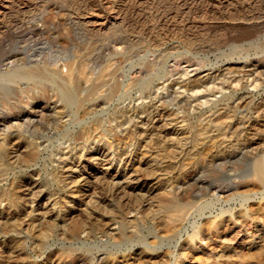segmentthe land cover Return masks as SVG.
<instances>
[{
    "label": "rangeland",
    "instance_id": "rangeland-1",
    "mask_svg": "<svg viewBox=\"0 0 264 264\" xmlns=\"http://www.w3.org/2000/svg\"><path fill=\"white\" fill-rule=\"evenodd\" d=\"M243 43L247 50L237 49L230 60L217 57L227 44ZM70 59L83 61L84 75L91 76L79 91L89 111H78L77 119L62 102L36 99L38 88L53 93L51 79L16 76L29 67L64 71ZM102 68L115 78L97 79ZM259 69L264 0H0V75H6L0 78V142L10 148L0 153V264H264V183L248 172L254 159L264 158V126L226 166L214 158L227 151L201 146L196 135L207 116L227 109H211L229 93L223 82L237 101L245 93V106L230 122L242 118L247 126L264 117ZM182 70L188 75L180 78ZM182 80L193 85L183 87ZM92 83L102 85L89 95ZM16 87L25 90L26 103ZM146 104L152 111L127 119L115 113ZM95 118L112 130L94 132ZM83 124L94 135L73 140ZM62 130L68 139L59 136ZM193 145L196 155L189 152ZM221 180L225 188L217 193ZM169 201L185 205L184 212L165 209Z\"/></svg>",
    "mask_w": 264,
    "mask_h": 264
},
{
    "label": "bare ground",
    "instance_id": "bare-ground-1",
    "mask_svg": "<svg viewBox=\"0 0 264 264\" xmlns=\"http://www.w3.org/2000/svg\"><path fill=\"white\" fill-rule=\"evenodd\" d=\"M235 40V39H234ZM233 40V41H234ZM240 40H242V39H240ZM238 41V40H237ZM234 43V42H233ZM245 44H248V43H243V44H227L226 46V53H224L223 54V57H222V55L221 56H217V57H220V58H224L225 60H230L231 58H232V55L233 54H235V53H237V49H241L243 46H245ZM252 44V43H251ZM250 47V46H249ZM243 49H245V50H247L246 48H244L243 47ZM205 52V51H204ZM220 52H222V51H220ZM240 52V51H239ZM76 58H78V57H76ZM80 58V57H79ZM219 58V59H220ZM81 59L82 58H80V61H81ZM71 60V59H70ZM75 60H78V59H75ZM73 61V60H71V61H67V60H65L66 62H63L62 63V67L64 68V71H63V69H61L62 67H61V65H60V69L61 70H59V68H58V70L60 71V73H59V71L57 70V71H50L49 69V71L48 72H44L43 70H36L37 68L35 67V69L34 70H31V68L33 69L34 67H29L30 69H27L26 71H22V72H18L17 70V72H18V74L16 75V76H18V78L20 77V78H22L23 76H26L27 78L28 77H30L31 79L32 78H43V79H51L52 81H53V83H54V87H53V93H49L48 95H46V94H44V91H42V89L44 88V87H42L41 89H37L38 91L40 90V92H39V95L37 96L38 98H36V96H33L34 98H36V99H39L40 97V99H42V100H49V101H51L52 103H55V102H62L63 103V107L65 108V109H68V111H69V113H70V116H72V118H76V115H77V113H78V111H81L82 113H87L88 111H89V109L88 108H85V106H86V97L85 96H82L83 95V93L85 92V91H83V88L81 87L82 86V84L84 83V80H86V81H89L90 80V78H91V76H90V78H89V73H87V74H89V75H87L88 77H86V75H84V72L86 71H82V69L84 68L85 69V64H83V61L81 62L83 65H84V67L82 66L81 67V65H80V63H79V61L78 62H76V61ZM186 61V60H185ZM184 61V62H185ZM181 61H177V60H174L173 61V64L175 65V66H179V65H181V63H180ZM183 62V63H184ZM186 62H188V61H186ZM57 64V63H56ZM56 64H54V65H56ZM114 63H110V65L112 66ZM51 65V64H50ZM115 65V64H114ZM173 65V66H174ZM58 67H59V65H57ZM107 66H108V64H107ZM190 66V65H189ZM54 67V66H53ZM103 67H105V66H103ZM110 66H108V68H109ZM116 67H118V66H116L115 65V67H114V71L115 70H117V68ZM56 68V67H55ZM42 69V68H41ZM182 69V68H181ZM232 69V68H231ZM112 70H113V67H112ZM211 70V69H210ZM263 69H259L258 70V72H259V75L260 74H262V76H263V79H264V71H262ZM41 71H43V72H41ZM113 71V72H114ZM185 70H182V72H181V74H180V78H183V77H185V76H187L188 74H186V73H188V71H186V72H184ZM98 73V77H97V79L99 78V80H101L100 78H104V77H106L108 74H110V76L111 77H113L111 74V72H109L108 73V70L106 69V68H102V69H100L99 71H97ZM141 72V71H140ZM147 72V71H146ZM171 72V71H170ZM223 72V71H222ZM257 72V71H256ZM115 74V73H114ZM220 74V73H219ZM258 74V73H257ZM3 75L4 76H6L5 74H1L0 75V78H2L3 77ZM14 75V76H15ZM135 75V74H134ZM133 75V76H134ZM169 75V74H168ZM92 76H94V75H92ZM136 76H137V74H136ZM256 76V75H255ZM255 76H254V78H255ZM96 77V76H95ZM170 77V76H169ZM208 77V76H207ZM209 77H211V75L209 76ZM208 77V78H209ZM215 77V76H214ZM219 77V76H218ZM252 77V76H251ZM257 77H258V75H257ZM261 77V76H260ZM5 78V77H4ZM3 78V79H4ZM113 78H115V77H113ZM213 78V77H212ZM259 78V77H258ZM6 80H7V78H5ZM112 79V78H111ZM146 79V78H145ZM196 79V78H195ZM198 79V78H197ZM228 79V78H227ZM238 79V78H237ZM240 79V78H239ZM242 79V78H241ZM257 79V78H256ZM1 80V79H0ZM9 80V79H8ZM51 80H50V82H51ZM96 80V79H95ZM108 80V79H107ZM163 80V79H162ZM186 80V79H185ZM185 80H182L181 81V85L183 86V87H190L191 85H193V83H190L189 82V80H187V81H185ZM219 80V79H218ZM236 80V79H235ZM35 81V80H34ZM48 81V80H47ZM85 81V82H86ZM91 81V80H90ZM105 81V80H104ZM116 81V80H115ZM135 81V80H134ZM151 81V80H150ZM178 81V80H177ZM176 81V82H177ZM201 81H204V80H201ZM201 81H197L196 80V82H195V80H194V83H198V84H200L201 83ZM212 81V80H211ZM229 81V80H228ZM234 81V80H233ZM232 81V82H233ZM239 81V80H238ZM93 82H95L94 80H93ZM107 82V81H106ZM111 82V81H110ZM109 82V84H111ZM114 82V81H113ZM119 82V81H118ZM174 82V81H173ZM172 82V83H173ZM39 83V82H38ZM38 83H36V84H38ZM88 83V82H87ZM90 83V82H89ZM101 83H103V82H101ZM101 83H92L91 85H92V87L90 86V84H88L89 86H90V88L88 89L89 91H88V94L90 95L91 93H93V92H95V91H97V89H98V86L100 85H102ZM129 83V82H128ZM133 83V82H132ZM204 83H206V82H204ZM203 82H202V85L204 84ZM235 83V82H234ZM237 83V82H236ZM35 83H33V85H34ZM39 84H41V83H39ZM85 84V83H84ZM118 84V83H117ZM119 84H120V82H119ZM129 84H131V83H129ZM151 84V83H150ZM158 84V83H157ZM161 84V83H160ZM178 85H180V83H177ZM198 84H195L196 85V89H197V85ZM214 84V83H213ZM26 85V84H25ZM30 85V84H29ZM29 85H27L28 87H29ZM32 85V86H33ZM46 85V84H45ZM87 85V86H88ZM139 85H141V83L139 84ZM175 85V84H174ZM201 85V84H200ZM208 85V84H207ZM220 85V84H219ZM218 85V86H219ZM231 84H230V82L229 83H225V82H223V83H221V88L224 90V89H227V90H229V93L228 94H223L222 96H221V98L216 102V103H214L213 105H212V107H211V109H215L216 107H218V106H221V109L223 108V107H226L227 109L225 110H223V111H221V110H216L215 111V113L212 115V116H207V125H199L198 126V129L196 130V135L197 136H199V144L202 146V145H210V146H212V148H215V151L216 152H221V151H227V155L225 154V157H222V156H220V158H217V159H215L214 157V160H216L215 162H217L216 163V166L218 165V162H220L222 165H225V163H229V161L231 160V159H233L234 160V157L236 156V155H238V153L239 152H241V150L243 149V151H245V143H246V141L252 136V132H253V130H260L261 128L263 129V126H264V117L262 118V119H258L257 121L255 120L254 122H252V123H250V124H248L246 127L244 126V123H242V118H240V119H237V121H235V122H230L229 121V119L234 115V113L235 112H237L239 109H241V108H243L245 105H244V102H245V98H244V94L240 97L239 96V100L237 101L236 99L238 98V97H235V90H233L232 89V87L230 86ZM237 85V84H236ZM17 86V85H16ZM38 87H40L39 85H37ZM44 86V85H43ZM99 86V87H100ZM204 86V85H203ZM202 86V87H203ZM205 86H206V84H205ZM239 86V85H238ZM31 87V86H30ZM35 87V86H34ZM115 87V86H114ZM130 87V86H129ZM149 87V86H148ZM168 87V86H167ZM180 87V86H179ZM183 87H181V88H183ZM237 87V86H236ZM17 88V87H16ZM45 88H46V86H45ZM87 88V87H86ZM117 88V87H116ZM121 88V87H120ZM120 88H118V89H120ZM124 88V87H123ZM127 88V87H126ZM150 88H152V87H150ZM162 88V87H161ZM192 88V87H191ZM201 89V86L200 87H198V90H200ZM242 88V85H240V89ZM18 89V94H19V98H22V97H24V96H22V95H24L23 93H24V91L25 90H22L23 88H17ZM28 89H30V88H28ZM33 89V87H31V91H33L32 90ZM47 89V88H46ZM80 89H82V91H83V93L81 94V95H79V91H80ZM207 89V88H206ZM27 90V89H26ZM100 90H102L101 88H100ZM100 90H98V91H100ZM107 90H109V88H107ZM111 90V89H110ZM149 90V89H148ZM187 90V89H186ZM197 90V91H198ZM208 90V89H207ZM219 90V89H218ZM227 90H224V93H225V91H227ZM231 90H233V91H231ZM29 92H31L30 90H28ZM120 91V90H119ZM145 91H147V90H145ZM195 91V90H194ZM209 91V90H208ZM220 91H222L221 89H220ZM14 92V91H13ZM29 92H28V94H29ZM37 92V91H36ZM46 93H47V90L45 91ZM104 91H102V93H103ZM149 92V91H148ZM207 92V91H206ZM231 92V93H230ZM16 93V92H15ZM38 93V92H37ZM97 93V92H96ZM100 93V92H99ZM101 93V94H102ZM114 93V91L112 90V92H111V95ZM146 94H147V92H145ZM144 93V94H145ZM205 93V92H204ZM213 94L214 92H213V90L212 91H209L208 92V94L210 95V94ZM36 94V93H35ZM34 94V95H35ZM104 94V93H103ZM221 94V93H220ZM11 95V94H10ZM30 96H31V94H29ZM29 95H25V97L27 98V97H29ZM96 95V94H95ZM95 95H91V96H89V98H93ZM99 95V94H98ZM122 95V94H121ZM139 95V94H138ZM204 95V94H203ZM8 96V95H7ZM82 96V97H81ZM105 96H106V94H105ZM108 96H110V95H108ZM147 96V95H146ZM207 97V95H204V97ZM3 97V96H2ZM11 98H12V96H10ZM16 97H17V95H16ZM33 97H30L31 99H34ZM114 97V96H113ZM140 97V96H139ZM172 97V96H171ZM174 97V96H173ZM96 98H98V97H96ZM95 98V99H96ZM104 98V97H103ZM106 98V97H105ZM126 98V97H125ZM199 98V97H198ZM31 99H30V101H31ZM112 99V98H111ZM197 99V98H196ZM13 100H14V98H13ZM12 99H11V101H13ZM21 100V99H20ZM26 99H24L23 100V98H22V101H24L25 103H26V101H25ZM29 100V99H28ZM27 100V101H28ZM41 100V101H42ZM102 100H104V99H102ZM110 100V99H109ZM109 100H107L106 102H108ZM157 100V99H156ZM161 100V99H160ZM249 100V99H248ZM16 101V100H15ZM22 101H21V103H22ZM90 101V100H89ZM163 101V100H162ZM7 102V101H6ZM14 102V101H13ZM17 102H20L19 100H17ZM46 102V101H45ZM103 102V101H102ZM155 102V101H154ZM209 102V101H208ZM233 102V104H231ZM235 102V103H234ZM251 102V101H250ZM28 103V102H27ZM35 103V102H34ZM89 103V102H88ZM153 103V102H152ZM151 103V104H152ZM4 104H5V102H4ZM3 104V105H4ZM17 104V103H16ZM19 104V103H18ZM144 104V103H143ZM143 104H142V106H143ZM157 104V103H156ZM212 104V103H211ZM254 104V103H253ZM12 105V104H11ZM13 105H15V102H14V104ZM30 105V104H29ZM88 105V104H87ZM121 105V104H120ZM147 105V104H146ZM144 106V107H141V109L140 108H137V106L136 107H132V108H128V106H126L125 108L126 109H123V108H119V110L117 109L116 111L117 112H115V113H118L119 114V116L121 117V118H128V117H130V116H132V115H135V113L137 112L138 113V111H152V109L150 108V105H147V106ZM264 105V104H263ZM17 106V105H16ZM190 106V105H189ZM6 107V106H5ZM12 107H14V106H12ZM22 107V106H21ZM27 107V106H26ZM87 107V106H86ZM91 107H94V106H91ZM99 107V106H98ZM114 107V106H113ZM152 107V106H151ZM17 108V107H16ZM29 108V107H28ZM97 107L95 106V110H97L96 109ZM186 108V107H185ZM261 108H263V111H264V107H262L261 106ZM15 109V108H14ZM58 109V108H57ZM201 109V108H200ZM8 110H10V109H8ZM17 110V109H16ZM56 110V109H55ZM94 110V109H93ZM154 110V109H153ZM257 110V109H256ZM3 111V110H2ZM156 111V110H155ZM61 112H64V111H61ZM206 112V111H205ZM209 112V111H208ZM36 113V112H35ZM69 113H67V114H69ZM92 113V112H91ZM151 113V112H150ZM183 113V112H182ZM203 113V112H202ZM257 113V112H256ZM258 113H260V112H258ZM56 114V113H55ZM90 114V113H89ZM207 114V113H206ZM87 115V114H86ZM244 115V114H243ZM262 115V114H261ZM69 116V117H70ZM82 116L84 117V114H82ZM115 117V119L117 120V118H118V116H117V114L116 115H114ZM235 116V115H234ZM258 116V115H257ZM82 117V118H83ZM113 117V116H112ZM113 118V119H114ZM180 118V117H179ZM206 118V117H205ZM31 119V118H30ZM77 119V118H76ZM100 119H101V117H100ZM99 119V120H100ZM114 119V120H115ZM178 119V118H177ZM181 119V118H180ZM183 119H184V117H183ZM98 119H96L95 118V120L93 121V122H95V124H96V126H95V128L93 129L92 127V129H93V131L94 132H96V131H99L98 133H99V135H103V134H105L106 132V130H105V127H107V129L109 128L108 126H105L104 127V129H103V127H102V125H100V124H102V121H99ZM19 121V120H18ZM65 121V120H64ZM123 121V120H122ZM153 121V120H152ZM169 121V120H168ZM13 122V121H12ZM24 122V121H23ZM101 122V123H100ZM110 122H111V119H110ZM117 122L118 123H120L121 122V120H117ZM124 122V121H123ZM128 122V121H127ZM173 122V121H172ZM183 122V121H182ZM181 122V123H182ZM53 123V122H52ZM75 123H76V121H75ZM83 123V122H82ZM249 123V122H248ZM13 124H15V123H13ZM94 124V123H93ZM114 124V123H113ZM21 125H22V123H21ZM65 125V124H64ZM77 125H78V123H77ZM135 125H136V122H135ZM144 125V124H143ZM159 125V124H158ZM3 126H4V124H3ZM134 126V125H133ZM152 126V125H151ZM12 127V126H11ZM16 127V126H15ZM53 127V126H52ZM111 127V126H110ZM227 127H231L233 130H231V134H232V136H230V135H228V132L229 131H227L226 130V128ZM239 127H241L242 129L241 130H238L237 131V128H239ZM7 128V127H6ZM54 128V127H53ZM62 128V127H61ZM137 128V127H136ZM156 128V127H155ZM162 128H164V127H162ZM17 129V128H16ZM55 129V128H54ZM121 129V128H120ZM3 130V129H2ZM53 130V129H52ZM109 130V129H108ZM112 130V129H111ZM111 130H109V131H111ZM138 130V129H137ZM136 131V130H135ZM130 132V131H129ZM255 132V131H254ZM257 132V131H256ZM255 132V133H256ZM75 133V132H74ZM97 133V134H98ZM69 133H66L64 130H62V131H60L59 132V136L61 137V138H66V139H68V137H69V135H68ZM87 134H89V135H87ZM108 134V133H107ZM76 135V134H75ZM92 135H94V134H92V130L90 129V126H87L86 124H83L82 126H81V129L79 130V132H77V135L76 136H74L73 137V140H79L80 141V139L82 138V137H84V136H92ZM134 134H132V136H133ZM190 135V134H189ZM121 136V135H120ZM168 136V135H167ZM254 136V135H253ZM57 137V136H56ZM94 137H96V136H94ZM108 137V136H107ZM171 137V136H170ZM226 137H231L232 138V140L230 139V141L229 140H227V138ZM85 138V137H84ZM88 138V137H87ZM90 138H92V137H89L88 139H90ZM110 138V137H109ZM138 138H139V136H138ZM71 139H72V137H71ZM88 139H86V141L88 140ZM95 139V138H94ZM136 139H137V136H136ZM253 139V138H252ZM262 139V138H261ZM19 140V139H18ZM61 140V139H60ZM83 140V139H82ZM98 140V139H97ZM112 140V139H111ZM117 140V139H116ZM165 140H167V139H165ZM189 140V139H188ZM192 140H193V138H192ZM20 141V140H19ZM19 141H18V144H19ZM55 141V140H54ZM72 141V140H71ZM96 141V140H95ZM176 141V140H175ZM250 141V140H249ZM73 142V141H72ZM97 142H99V141H97ZM20 143H21V141H20ZM32 143V142H31ZM45 143V142H44ZM111 143V142H110ZM177 143V142H176ZM198 143V142H197ZM8 144V143H7ZM13 144V143H12ZM27 144V143H26ZM77 144V143H76ZM15 145V144H14ZM24 145V144H23ZM72 145H74V143L72 144ZM85 145V144H84ZM170 145V144H169ZM195 145V144H194ZM192 146V148L189 150V152H191V153H193V154H195L196 155V149H195V146ZM199 145V146H200ZM259 145V144H258ZM12 146V145H11ZM16 147H18L17 146V144L15 145ZM21 146V145H20ZM75 146V145H74ZM119 146V145H118ZM142 146H144V145H142ZM185 146V145H184ZM261 146H262V144H261ZM6 144L5 143H1L0 142V153H2V151H4L5 149H6ZM73 147V146H72ZM116 147V146H115ZM203 147H205V146H203ZM202 147V148H203ZM8 148V147H7ZM15 148V147H14ZM27 148V147H26ZM165 148V147H164ZM181 148H182V146H181ZM8 149H10V148H8ZM7 149V150H8ZM73 149V148H72ZM74 149H75V147H74ZM188 149V148H187ZM205 149H206V147H205ZM211 149V148H210ZM15 150V152L17 151V150H19V147L18 148H15L14 149ZM20 150H23V149H20ZM111 150V149H110ZM121 150V149H120ZM182 150V149H181ZM13 151V150H12ZM29 151V150H28ZM27 151V152H28ZM70 151V150H69ZM173 151V150H172ZM201 151V150H200ZM207 151V153H208V150H206ZM263 151V150H262ZM183 153H184V151H182ZM188 152V155H191V153H189ZM22 153H23V151H22ZM74 153V152H73ZM171 153V152H170ZM185 153H186V151H185ZM11 154V153H10ZM19 154H20V152H19ZM172 154V153H171ZM181 154V153H180ZM197 154H198V152H197ZM210 154V153H209ZM242 154H243V152H242ZM9 155V154H8ZM80 155V154H79ZM175 155V154H174ZM179 155V154H178ZM187 154H185V156H186ZM187 155V156H188ZM214 155H216V153L214 154ZM223 155V154H222ZM253 155H255V154H253ZM252 155V156H253ZM17 156V155H16ZM65 156H67V155H65ZM111 156V155H110ZM166 156V155H165ZM173 156V155H172ZM184 156V155H183ZM198 156V155H197ZM209 156H211V155H209ZM224 156V155H223ZM31 157V156H30ZM29 156H28V158H30ZM103 157V156H102ZM194 157H196V156H194ZM7 158V157H6ZM17 158V157H16ZM173 158V157H172ZM185 158V157H184ZM199 157H197L196 159H198ZM213 158H210V159H213ZM74 159V158H73ZM181 159V158H180ZM183 159V158H182ZM190 159H191V157H190ZM193 159H195V158H193ZM66 160V159H65ZM79 160V159H78ZM176 161H178L177 160V157H176V159H175ZM1 161V160H0ZM180 161V160H179ZM213 161V160H212ZM181 162V161H180ZM197 163V162H196ZM63 164V163H62ZM66 164V163H65ZM156 164V163H155ZM154 164V165H155ZM163 164V163H162ZM172 164H174V163H172ZM210 164V163H209ZM237 164V163H236ZM158 165V164H157ZM160 165V164H159ZM167 164H165L164 166H166ZM180 165V164H179ZM221 165V166H222ZM232 165V164H231ZM239 165V164H238ZM153 166V165H152ZM164 166H161V168L162 167H164ZM226 166V165H225ZM228 166V165H227ZM159 167V166H158ZM157 167V168H158ZM178 167V166H177ZM176 167V168H177ZM215 167V166H214ZM230 167H232V166H230ZM230 167H228V168H230ZM155 168V167H154ZM167 168V167H166ZM166 168H164V169H166ZM169 168V167H168ZM175 168V167H174ZM173 168V166H172V170L174 169ZM179 168H182V167H179ZM217 168V167H216ZM220 168V167H219ZM223 168V167H222ZM227 168V169H228ZM249 168V167H248ZM153 169V168H152ZM159 169V168H158ZM163 169V170H164ZM232 168H230V170H231ZM161 170V169H160ZM181 170V169H180ZM180 170L178 171V172H180ZM183 170V169H182ZM181 170V171H182ZM215 170V169H214ZM229 170V169H228ZM152 171V170H151ZM176 171V170H175ZM216 172L218 171V170H215ZM231 171H233V170H231ZM237 171V170H236ZM60 172V171H59ZM155 172V171H154ZM167 172V171H166ZM169 172V171H168ZM177 172V171H176ZM248 172H250V174H252L253 175V180L254 181H256L257 182V184L258 183H260V184H263L264 183V158H256V159H254V161L252 162V165H251V167H250V171H248ZM81 173V172H80ZM153 173V172H152ZM161 173V172H160ZM165 173V172H164ZM222 173V172H221ZM233 174H234V172H232ZM53 174V173H52ZM162 174V173H161ZM160 174V175H161ZM184 174V173H183ZM217 174H218V172H217ZM249 174V173H248ZM159 175V176H160ZM166 175V174H165ZM165 175H163V177H165ZM85 176H87V175H85ZM178 176V175H177ZM223 176V175H222ZM225 176V175H224ZM234 176V175H233ZM243 176V173H242V175H240V177H242ZM79 177V176H78ZM157 177V176H156ZM161 177V176H160ZM192 177V176H191ZM219 177H220V175H219ZM218 177V178H219ZM237 177H238V175H237ZM177 178V177H176ZM230 178V177H229ZM73 179V178H72ZM83 179V178H82ZM160 179V178H159ZM158 179V180H159ZM214 179V178H213ZM84 180V179H83ZM164 180V179H163ZM168 180V179H167ZM231 180V179H230ZM230 180H229V183H230ZM245 180H247V179H244V180H238L236 183H233V185H234V187L235 188H237L238 186H242L243 185V183H245L246 181ZM250 180H252V179H249V181ZM162 181V180H161ZM214 181V180H213ZM221 182H223L222 180L220 181V183ZM67 183V182H66ZM81 183V182H80ZM161 183V182H160ZM159 183V184H160ZM226 183V182H225ZM228 183V184H229ZM250 183V182H249ZM251 183H252V181H251ZM22 184V183H21ZM35 184V183H34ZM69 184H70V182H69ZM219 184V183H218ZM218 184H214V187H213V189H214V191L215 192H217V193H219V192H223L224 191V188H225V186H222V184L223 183H221V187H219V185ZM80 185V184H79ZM136 185V184H135ZM211 185H213V184H211ZM227 185V184H226ZM232 185V186H233ZM66 186V185H65ZM75 186H77L76 185V182H75ZM32 187V186H31ZM35 187V186H34ZM33 187V188H34ZM133 187V186H132ZM156 187V186H155ZM228 187H230V186H228ZM24 188V187H23ZM30 188V187H29ZM38 188V187H37ZM36 188V189H37ZM77 188V187H76ZM75 188V189H76ZM79 188H80V186H79ZM78 188V189H79ZM151 188V187H150ZM239 188V187H238ZM28 189V188H27ZM81 189V188H80ZM245 189V188H244ZM25 190V189H24ZM33 190H35V189H33ZM33 190H31V191H33ZM39 190V189H38ZM203 190V189H202ZM209 190V189H208ZM226 190V189H225ZM228 190V189H227ZM229 190H231V188L229 189ZM236 190V189H235ZM234 190V191H235ZM238 190H240V189H238ZM80 192H81V190H80ZM29 193V192H28ZM39 193V192H38ZM76 193H78V192H76ZM195 193V192H194ZM197 193V192H196ZM13 194V193H12ZM20 194V193H19ZM24 194V193H23ZM31 195H32V193H30ZM30 195V196H31ZM74 195V194H73ZM227 195V194H226ZM36 196V195H35ZM34 196V197H35ZM37 196H38V194H37ZM27 197V196H26ZM31 197H33V196H31ZM75 197V196H74ZM77 197V196H76ZM183 197V196H182ZM37 198V197H36ZM15 199V198H14ZM215 199V198H214ZM18 200V199H17ZM67 200V199H66ZM14 201V200H13ZM70 201V200H69ZM68 201V202H69ZM12 202V201H11ZM67 201H65V203H66ZM73 203V202H72ZM60 204V203H59ZM68 204V203H67ZM164 204V203H163ZM192 206V205H191ZM185 205H181L180 203H177V202H175V201H169L168 202V204L165 206V209H167V210H171V212H172V210H175L174 212H176V210H178L177 211V213H179L180 212V214H182L183 212H184V210H185ZM63 208V207H62ZM195 208V207H194ZM21 209V208H20ZM38 209V208H37ZM19 210V209H18ZM180 210V211H179ZM69 211V210H68ZM169 212V211H168ZM187 212H189V210L187 211ZM192 211H191V209H190V213H191ZM99 213V212H98ZM167 213V212H166ZM196 214V213H195ZM14 217V216H13ZM178 217H180L179 215L177 216V220H180V219H178ZM187 217V216H186ZM49 218V217H48ZM181 218H183V216L181 217ZM65 219V218H64ZM181 220H183V219H181ZM43 221V220H42ZM34 222V221H33ZM180 222V221H179ZM226 222V221H225ZM1 223V222H0ZM210 239V238H209ZM212 239V238H211ZM264 239V238H263ZM128 261V260H127ZM127 261H125L126 263H128Z\"/></svg>",
    "mask_w": 264,
    "mask_h": 264
}]
</instances>
